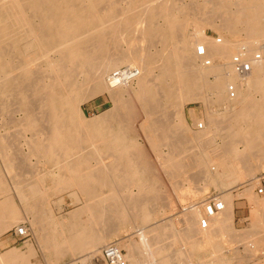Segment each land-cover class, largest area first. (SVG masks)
I'll use <instances>...</instances> for the list:
<instances>
[{
	"label": "bare ground",
	"instance_id": "1",
	"mask_svg": "<svg viewBox=\"0 0 264 264\" xmlns=\"http://www.w3.org/2000/svg\"><path fill=\"white\" fill-rule=\"evenodd\" d=\"M124 1L118 9L115 0H0V114L12 119L5 123L0 117L8 128L3 133L15 129L0 136V160L10 162L0 169V235L24 216L33 218L41 249L50 252L52 262L86 252L89 260L97 259L105 243L137 224L143 227L134 235L140 242L131 237L117 244L127 248L128 264H180L184 255L181 264L196 256L199 264H233L226 249L239 238L250 240L245 243L250 255L264 253V199L253 192L264 171V0H204L200 7L193 0L194 8L179 3L185 0ZM207 28L219 32V39L207 36ZM240 34L244 40L237 39ZM202 45L210 67L196 56ZM243 48L251 58L262 57L246 79L230 65ZM122 65L138 75L113 77ZM214 76L220 78L217 84ZM230 84L236 86L234 99ZM104 93L113 108L88 118L83 104ZM196 101L207 114L200 118L192 111V131L185 105ZM135 127L160 168L132 136ZM20 137L29 154L18 151ZM31 158L53 167L45 171L35 164L33 171L27 166ZM189 170L204 178L198 192L190 190L193 185L184 187L191 180L186 174L194 175ZM181 174L186 178L169 185L178 203L187 197L179 192L184 189L194 195L211 187L222 191L224 210L210 219L207 230L199 225L205 213L200 203L182 210L180 229L174 219L156 222L175 206L167 199L158 211L161 183ZM239 185L252 205L255 226L243 232L235 229L233 194ZM13 190L22 209L8 195ZM66 191L86 198L85 205L56 217L49 200ZM179 243L183 247L175 252ZM28 248L25 255L21 248L0 254V264H32L35 251L31 244Z\"/></svg>",
	"mask_w": 264,
	"mask_h": 264
},
{
	"label": "rangeland",
	"instance_id": "2",
	"mask_svg": "<svg viewBox=\"0 0 264 264\" xmlns=\"http://www.w3.org/2000/svg\"><path fill=\"white\" fill-rule=\"evenodd\" d=\"M117 3H116V5H114L116 8H121L122 6H124L125 5V1L123 0H115ZM202 1V2H201ZM185 2V3H184ZM184 2H179V3H181V4H185L186 6H188V5H191L192 6V8H194L195 7V5L197 4V2H198V7H200L201 5H202V3L204 2V0H199V1H197L196 3H195V1H193V0H191V1H189V0H185ZM188 2H193V3H188ZM123 3V4H122ZM200 3V4H199ZM122 4V5H121ZM195 4V5H194ZM204 4V3H203ZM120 5H121V7H120ZM118 6V7H117ZM193 11V10H192ZM192 27L193 26H191L190 28H189V30L191 31H189L190 33H192ZM206 34H207V36H210V37H214V38H218V36L220 37V33L218 32L217 33V31H213V29H211V28H207V30H206ZM213 35V36H212ZM239 36H241V38H237V39H239V40H244L243 38H242V34H240ZM244 37H245V35H243ZM260 44H262L261 46H263L264 45V42H262V43H260ZM154 49L153 50H155V47H153ZM124 49H126V50H128V47H124ZM160 49H162L161 47H160ZM125 67H127V65H122L121 66V68H125ZM211 80L215 83V84H217L218 82H219V80H220V78L219 77H212L211 78ZM137 82H135L133 85L134 86H136L135 84H136ZM218 106H216L215 108H217ZM220 107V106H219ZM111 108H113V103H112V100H110V97H109V95L108 94H98V95H96L94 98H92V99H90V100H88L87 102H85L84 104H83V109H84V112H85V114H86V116L88 117V118H92V117H94V116H96V115H100V114H103V113H105L106 111H108L109 109H111ZM213 109V111L214 110H216V109ZM194 109V110H193ZM219 108H217V110L216 111H218V112H224L225 110L223 109V107H221L219 110H218ZM173 110V109H172ZM191 110V112H189ZM169 112H171V110H168ZM192 111H195L196 113H197V115L200 117V118H203V117H206V114H207V112H206V107H205V105L202 103V102H200V101H196V102H189L188 104H186L185 105V122L187 123V125H188V127L192 130V131H195V127H194V120H193V117H192V115H190L191 113H192ZM206 113V114H205ZM3 115V116H2ZM0 116L2 117V119H4L3 117H5V120H4V122L5 123H7V121H10V119H12V118H8L7 117V115L6 114H0ZM1 117H0V128H1V126H2V120H1ZM7 117V118H6ZM10 117V116H9ZM139 121H140V118H139ZM5 123H4V127L3 128H1L0 129V136H6V135H8V137L11 135V134H13L14 133V131H15V129H13L14 127H11L10 129H13V130H10V134H8V132H2V131H6L8 128L5 126ZM3 129V130H2ZM137 131H136V130ZM135 129L133 128V132H135V133H131L132 134V136L133 137H136L137 139H138V142L141 144V142L144 144H142L143 145V148H145L146 150V153L150 156V159H151V162L153 163V165H155V168L156 169H158V168H160L159 166L160 165H157V163L158 162H156V159L154 158V153H152L151 152V150H149L148 149V147L146 148V140L143 138V135H142V133L140 132V130L139 129H141V128H136L135 127ZM8 131V130H7ZM13 131V132H12ZM181 131H183L184 132V130H179L178 132H180L181 133ZM16 132H17V129H16ZM182 132V133H183ZM6 133V134H5ZM138 133V134H137ZM135 134V135H134ZM27 135V137H29V138H31L32 137V135L31 134H26ZM141 135V136H140ZM139 136V137H138ZM140 138V139H139ZM21 140V141H20ZM20 140L17 142V145H16V147L17 146H19L18 147V151H20L21 153L22 152H24V153H26V154H29V147L27 146V145H25L26 143H25V139H23L22 137H20ZM23 140H24V142H23ZM145 142V143H144ZM220 142V141H219ZM19 143H21L20 145H23L22 146V149H23V151H21L22 149H21V147H20V145H18ZM23 143H25V144H23ZM192 143H193V145H197V144H194V143H197V142H193L192 141ZM26 146H27V148H26ZM28 152V153H27ZM167 152V151H166ZM24 153H22V154H24ZM151 153V154H150ZM25 155V154H24ZM153 156V157H152ZM1 158V157H0ZM153 158H154V160H153ZM32 160L31 161H29L28 162V164H27V162H24V163H26L27 164V166L30 168V167H32L33 168V171H34V167H36V165L39 167V168H42V167H44L43 166V162H39V161H36L37 160V158H31ZM36 159V160H35ZM0 162L2 163H0V167L1 166H7V164H9L10 162H4V161H1L0 160ZM37 162H38V164H37ZM156 162V163H155ZM42 163V164H41ZM4 164V165H3ZM15 164V163H14ZM36 164V165H35ZM47 164V163H46ZM32 165V166H31ZM48 165V166H47ZM47 165H45V167H44V169H45V171L47 170V171H49V169H51L53 166L51 165V164H47ZM158 166V168H157V166ZM10 166V165H9ZM26 166V167H27ZM3 167H1L0 169L2 170V169H4ZM14 167H16V164L14 165ZM31 168V169H32ZM190 169V168H189ZM196 168H193L192 167V169L191 170H195ZM201 168H197V170H198V172L200 173L201 171H199ZM5 170V169H4ZM17 170V169H16ZM42 170H43V168H42ZM191 170H189V172L190 173H194V175L193 174H186V176H191L190 177V179L191 180H189L190 182H189V184H187L188 182H184L183 184H184V187L185 188H187V187H189L188 189H190V187L193 185L194 186V188H191L190 190H192V192H193V190H195V187H197V185H199L198 187L200 188V189H202L203 187H204V185L203 184H205L204 183V178L203 177H200V176H202V175H200L199 174V176L197 175L198 173L196 172V171H192L191 172ZM18 171V170H17ZM188 172V173H189ZM261 173V174H260ZM196 175V176H195ZM220 176H224V174L223 173H220ZM10 177V176H9ZM6 177V179H8L7 180V182H8V184H9V188H10V186H12V188H13V181H12V179L14 178V176L13 177ZM27 177H29V178H27L29 181L31 180V179H33V177L32 176H30V175H27ZM161 177V176H160ZM198 177V178H197ZM12 178V179H11ZM174 179L175 181H173V182H171V179ZM170 178L168 179V177L167 178H165V180L166 181H168V183H166V182H162L161 184H162V186L160 185V190H162V191H160L159 190V194L160 195H162L161 196V198H160V204H159V206H160V209L158 210V211H164V209H165V204H166V202L169 200H173V204L175 205V206H173V207H171V209H168L167 210V213H169V214H167L166 213V216L165 215H161V216H159L158 218H157V223L158 224H160V222H162L163 223V221H166V220H170V219H174L173 220V222H175L174 223V225L176 224V228L177 229H180L181 227H180V225H182V224H180V225H178L177 223L180 221V218H181V216H182V214H181V212H182V210H186L187 208H190V206L191 207H196L200 202H202V200L204 201V200H208V199H211V198H215V197H221L222 195H221V193H222V191L221 190H219V189H216L215 187H211V188H209L206 192H201V191H199L200 193H198L199 195H194L195 194V192L197 191L198 192V190H200V189H198V188H196L197 190H195V192H194V194L190 191V190H188V189H184L183 191H179V192H183V193H188L187 194V197L185 198V199H183V203L181 202V203H178L177 202V200H175V197H174V193H176L174 190H171V188H170V186L169 185H171V183H174V182H180V180H182V179H184V178H186V177H184V174L182 175H178V176H175V177H171L170 176ZM179 178H182V179H180L179 180ZM197 178V179H196ZM258 178V179H257ZM162 179H164V178H162ZM189 179V178H188ZM165 180H163V181H165ZM200 180V181H199ZM256 182H257V180H258V182H257V184L255 183L254 184V187H253V192L255 193V194H257V196L260 198V199H264V193L263 194H258L257 193V190L259 189V188H262V189H264V171H262V172H259V175L257 174V176H256ZM170 181V182H169ZM192 181V182H191ZM193 181H195V182H193ZM255 182V181H254ZM192 183V184H191ZM194 183V184H193ZM166 184H167V186H166ZM180 184V183H179ZM48 185H50V184H48ZM180 185H182V182H181V184ZM186 185V186H185ZM188 185V186H187ZM192 186V187H193ZM256 186V187H255ZM165 187V188H164ZM238 188H236L235 189V191H234V197H235V200H234V213H235V229L238 231V232H243L245 229H247V230H249L250 228L252 229V228H254L255 226H253L252 225V215H251V212H252V205H250V203L247 201V199L244 197V196H242V193L241 192H243L244 191V188H243V186L242 185H239V186H237ZM163 188V189H162ZM168 188H170V189H168ZM256 188V189H255ZM216 189V190H215ZM138 190V189H137ZM188 190V191H187ZM11 191V190H10ZM14 191V190H13ZM9 192L8 194H11V195H15L14 197H15V202L16 203H18V198L16 197V193H15V191L14 192ZM126 191V190H125ZM128 191V190H127ZM126 191V192H127ZM173 191V192H172ZM133 192H134V194H138V191H136V188H133ZM165 192V193H164ZM221 192V193H220ZM72 192H69V191H66V192H63V193H61V194H59V195H57V196H54V197H51V199L49 200V204H50V207H51V209L53 210V213L55 214V216L56 217H62L63 218V216H64V218H66V217H68L71 213H73L74 211H76V210H79V209H81V208H83L84 207V205H85V202L86 201H84V200H86V198L84 199V197H82L81 195H78V193L77 194H75V193H73V194H71ZM110 193V191H108V194ZM164 193V194H163ZM167 194V195H166ZM171 194H172V196H171ZM193 194V195H192ZM236 194V195H235ZM106 195H107V191H106ZM220 195V196H219ZM238 195H240V196H238ZM168 196H169V198H168ZM241 196L243 197V198H241ZM195 197V198H194ZM202 197H204L203 199H202ZM83 198V199H82ZM174 198V199H173ZM17 199V200H16ZM82 199V200H81ZM168 199V200H167ZM121 200H123V199H121ZM51 201V202H50ZM176 201V202H175ZM186 202V203H185ZM55 203V204H54ZM165 203V204H164ZM20 204V201H19V203H18V205ZM164 204V205H163ZM180 205V206H179ZM251 206V208H250V206ZM21 208H22V206H21V204L19 205ZM179 206V207H178ZM182 206H183V208H182ZM175 207V208H174ZM175 210H174V209ZM42 209V208H41ZM129 210H135V209H133V208H128ZM173 209V210H172ZM169 211V212H168ZM174 211H176V212H174ZM183 213V212H182ZM27 220H26V219ZM23 222L21 221L19 224H18V226L19 225H22V224H26L29 228H30V230H31V236H30V238L28 239V240H26V241H24V242H21V243H17V245H16V247L15 248H21L22 249V252L24 253V255L25 254H27V252H28V245H32V247H33V249H34V251H35V249H36V252H37V255H38V257H39V259L41 260V264H50L49 263V260H48V256H47V251L48 250H46V249H41V248H43L42 247V245H41V241H40V237L39 236H37L36 235V232L34 231V228L32 227V219L33 218H31V217H27V216H24L23 217ZM86 219H88V218H86ZM178 219H179V221H178ZM177 222V223H176ZM153 224L155 225V223L153 222ZM151 225V226H154V225ZM18 226H15L16 228L18 227ZM103 226V225H102ZM139 226V227H138ZM15 227H13V228H11L12 230H11V232H13L16 228ZM99 227V226H98ZM101 227V226H100ZM103 228V227H102ZM143 227H142V224H137V229H139V230H141ZM137 229H131V230H127V231H125L126 233L124 234V232H123V234L122 235H120V236H116V237H112L107 243H105L101 248H103V249H105V247H107L109 244H112V243H115V244H118V243H122L123 242V244H127L128 242H129V240H130V238L131 237H133V240H135V242H137V243H139L140 242V239H138L139 238V236H134V235H137L138 234V232H137ZM133 230V231H132ZM243 230V231H242ZM11 234V233H10ZM133 235V236H132ZM135 237V238H134ZM3 239H4V237H3ZM240 239V238H239ZM239 239H237V241L235 240L234 242V244H233V246L231 245H229L230 247H228L227 249H226V251L228 252V254H227V256L229 257V258H231L233 261V264H254V263H256V264H258L259 262H264V253H263V250H261V251H257V252H255V253H253V255L251 254L250 255V252L247 250V249H245V247H246V245H245V243H247V242H250V240H243V241H240ZM127 242V243H126ZM134 242V243H135ZM240 242V244H238ZM242 242H243V244H242ZM26 243V244H25ZM25 244V245H24ZM236 244V245H235ZM238 244V245H237ZM160 245H161V243H160ZM159 245V246H160ZM181 245H182V247H183V244L182 243H179V244H177L175 247H179L180 249H182V247H181ZM22 246V247H21ZM27 246V247H26ZM35 247V248H34ZM174 247V248H175ZM39 248V249H38ZM177 248H175L174 250H175V252H176V250H180L179 248L177 249ZM14 249V248H13ZM103 249H100V251H101V253L102 254H100V256H99V258H97V259H95V258H91L90 260L88 259V257L89 256H91V255H89V254H87L88 252H86V253H84V254H82L81 256H78V257H73L72 255H67L65 258H63V259H61L60 261H55V262H53V264H56L57 262V264H72V263H79V262H81L82 260H87V263H85V264H105V262H104V258H103V255H104V253H103ZM126 250H127V248H125ZM124 248H122V249H120L121 251H122V254H123V256H125V255H127L128 254V251H126ZM171 249H173V248H171ZM230 249V250H229ZM242 249H243V251H242ZM12 250V249H11ZM174 250H173V252H171L170 251V253H171V255L173 254V253H175L174 252ZM208 250V249H207ZM232 250H234V251H232ZM46 251V252H45ZM238 252L239 251V254L237 253H235V252ZM36 252H35V254L33 255V257H32V260L34 259V257L36 256ZM241 252V253H240ZM246 252H248V255L249 256H251V257H248L247 256V253ZM44 253V254H43ZM46 253V254H45ZM125 253V254H124ZM127 253V254H126ZM204 253V252H203ZM233 253V254H232ZM243 253V254H242ZM183 254H185V252L183 253ZM182 254V255H183ZM239 255V256H238ZM184 256H186V255H184ZM184 256H182L183 258H184ZM204 255H202V257H203ZM254 256V257H253ZM181 257V259H179L178 261L180 262V260H181V262H180V264L182 263V260H183V258ZM187 257V256H186ZM185 257V261H186V258ZM197 257V259H192V261H190L189 263L190 264H199L200 263V260L198 259V258H201V256H196ZM243 257V258H242ZM84 258V259H83ZM174 258V257H173ZM239 259V260H238ZM247 259V260H246ZM63 260V261H62ZM174 260H175V258H174ZM184 260H183V262H184ZM199 260V261H198ZM238 260V261H237ZM79 261V262H78ZM89 261V262H88ZM70 262V263H69ZM177 261L175 260V263H176ZM198 262V263H197ZM178 263V262H177ZM179 264V263H178ZM184 264V263H183ZM185 264H186V262H185ZM187 264H188V262H187Z\"/></svg>",
	"mask_w": 264,
	"mask_h": 264
},
{
	"label": "built area",
	"instance_id": "3",
	"mask_svg": "<svg viewBox=\"0 0 264 264\" xmlns=\"http://www.w3.org/2000/svg\"><path fill=\"white\" fill-rule=\"evenodd\" d=\"M219 39V38H218ZM218 43H221L218 40ZM196 56L200 61L210 67L213 65L212 60L207 58V49L205 46H199L196 49ZM262 60L260 54H255L252 58L248 56V51L246 48L241 49L239 53L234 55L231 58L230 65L232 68V72L241 79H246L249 77L253 71V65L259 63ZM131 76L136 77L138 73L129 70V68H121L116 71L113 77H117L118 79H122L123 76ZM228 93L231 99L236 97V86L230 84L228 87ZM258 194H263L264 189L259 188L257 190ZM204 206L205 209L204 216L200 220V227L204 230L210 228V219L218 216L224 210V204L219 200L218 197L211 198L208 200H204L200 202L199 206ZM10 236L16 243H21L28 240L31 236V230L26 224L19 225L13 232H11ZM104 262L105 264H128L122 251L118 248L117 244L112 243L109 244L103 251Z\"/></svg>",
	"mask_w": 264,
	"mask_h": 264
},
{
	"label": "crops",
	"instance_id": "4",
	"mask_svg": "<svg viewBox=\"0 0 264 264\" xmlns=\"http://www.w3.org/2000/svg\"><path fill=\"white\" fill-rule=\"evenodd\" d=\"M9 196L11 194H8ZM15 195H12V198L14 199L15 201ZM16 203V202H15ZM16 205H18L16 203ZM19 206V205H18ZM20 207V206H19ZM22 209V208H21ZM234 217H235V213H234ZM16 228V227H15ZM11 230L12 229H9L7 230L6 232L2 233L0 235V254H5L6 252L10 251L11 249L15 248L17 243L12 239V237L10 236V233H11ZM4 237V239H3ZM15 246V247H14ZM35 248V247H34ZM35 252H36V249H35ZM47 256L49 257V263L50 264H53V262L51 261L52 257H51V254L50 252L48 251L47 252ZM51 257V259H50ZM41 264V260L39 259L38 255H37V252H36V256L34 257V259L32 260V264Z\"/></svg>",
	"mask_w": 264,
	"mask_h": 264
}]
</instances>
